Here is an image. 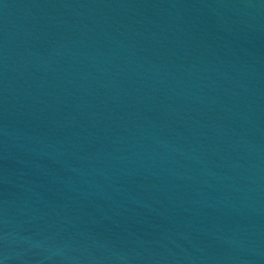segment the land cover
Returning a JSON list of instances; mask_svg holds the SVG:
<instances>
[{
    "label": "water",
    "instance_id": "1",
    "mask_svg": "<svg viewBox=\"0 0 264 264\" xmlns=\"http://www.w3.org/2000/svg\"><path fill=\"white\" fill-rule=\"evenodd\" d=\"M0 264H264V0H0Z\"/></svg>",
    "mask_w": 264,
    "mask_h": 264
}]
</instances>
